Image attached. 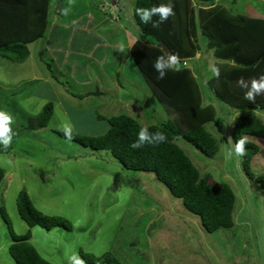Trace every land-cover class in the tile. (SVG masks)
I'll return each mask as SVG.
<instances>
[{
  "label": "rangeland",
  "instance_id": "obj_1",
  "mask_svg": "<svg viewBox=\"0 0 264 264\" xmlns=\"http://www.w3.org/2000/svg\"><path fill=\"white\" fill-rule=\"evenodd\" d=\"M128 1L130 3L126 0H109L105 12L114 11L113 3L120 4L119 14L124 19L121 20L122 24L129 23L132 30L135 0ZM230 2L216 0L215 4L225 7L233 15L245 16H249L250 11L264 8V0ZM71 5V12L67 16L60 15L64 17V27L75 19H71V13L85 12L87 7L84 0H73ZM61 6L59 3L57 7ZM65 6L57 12H63ZM84 15L79 17V23H83ZM107 19L111 20L109 17ZM58 31H64L59 34V38L63 36V44L67 32L64 29ZM73 35L72 43L66 44L67 51L88 52L89 59L85 53H70L69 56L64 55L67 56L64 60L67 64L90 65L89 75L94 79L98 75L101 79V72H96L95 68L101 49L92 47L93 37H84L79 31ZM134 38L136 41V34ZM197 38L200 51L187 64L200 86L203 105L215 108L217 116L225 121L226 134H218L212 123L205 126L219 147L218 153L210 158L184 139L178 140L177 145L201 176L208 175L214 183L227 184L231 188L235 195V226L229 230L207 233L200 219L187 211L181 200L174 198L153 173L127 171L108 152L91 151L54 133L71 127V132L77 134L101 136L109 127L105 120L119 115L134 119L142 127L178 120L177 115L167 111L154 98L130 54L119 55L121 49L113 45L109 60H105L104 70L114 75L118 73L120 80H127L122 87H101L100 91L106 94L105 99L102 98L104 96H88L81 100L70 95L68 97L66 92L65 96L70 99L64 97L62 100L65 104L54 105L45 129L24 134L7 154H0V169L4 172L0 183V213L1 210L5 211L17 236L22 235L26 228L16 210V198L21 190L27 192L39 212L62 217L72 225V231L54 228L44 232L45 238L39 249L48 251L52 264H76L77 260L83 261L81 253H91L95 257L109 253L122 264H264V190L247 177L242 169V157L233 155L231 159L225 158L235 144L230 128L239 114L215 100L207 90L205 82L212 75L215 60L207 54L206 42L199 29ZM58 40L55 38V41ZM79 40L82 42L80 48H74ZM124 40L121 38L120 44L123 45ZM44 42L40 40L33 47L31 58L22 64L0 58V91L9 94L21 114L35 116L48 103L50 88L43 83V77L52 83L56 81L61 88L65 86L66 91L78 95L91 88L80 85L85 79L80 71H71L70 74L63 60L61 62L62 57L57 53L55 57L52 56L53 45L49 53L44 50ZM60 67L63 68L59 70ZM27 75L34 76V79H25ZM72 78L76 81H72ZM96 87L93 86V89ZM0 107L5 106L0 103ZM3 108L1 110L6 113ZM13 113L11 110L8 115L12 117L11 125L14 126ZM97 114L104 116L105 120L98 121ZM251 114L264 122V110ZM245 138L259 148L252 159L251 172L255 176L264 175V139ZM0 144L4 145L3 137H0ZM0 229V245L5 239L11 242L1 214Z\"/></svg>",
  "mask_w": 264,
  "mask_h": 264
},
{
  "label": "trees",
  "instance_id": "obj_2",
  "mask_svg": "<svg viewBox=\"0 0 264 264\" xmlns=\"http://www.w3.org/2000/svg\"><path fill=\"white\" fill-rule=\"evenodd\" d=\"M215 1L173 0L174 15L157 28L151 23L142 24L136 9L166 4L168 0L134 2L132 24L136 41L130 49L131 60L154 98L178 117L177 121L168 120L146 128L149 132L163 131L167 142L155 146L146 144L133 150L130 145L137 139L142 126L126 115L105 120V117L97 114V119L105 120L109 126L103 135L97 137L74 132L69 137L65 131L54 132L65 141L91 151L108 152L127 171L153 173L174 198L181 200L187 211L200 219L209 234L235 226V195L227 184H216L210 176H201L177 145L178 140L184 139L210 158L218 153L219 147L205 126L212 123L218 134H226L225 121L217 116L214 107L203 105L202 92L193 72L188 66L182 65L195 58L200 51L198 29L206 42L207 54L215 60L211 77L203 82L215 100L239 114L230 128L234 143L242 137L264 139V122L251 114L264 110V91L256 95L255 102L244 99V94L251 89L252 80L264 76V20L233 15L225 7L217 6ZM236 1L231 0L230 3ZM48 6L49 0H0L1 59L14 64H22L27 60V45L45 36ZM158 19V16H153L154 21ZM162 46L177 55L179 62L160 80L157 79L158 73L153 64L158 56L166 54ZM46 67L49 69V66ZM216 69L219 70L218 77L215 75ZM51 77L54 78V75L51 74ZM74 97L83 99L85 96ZM0 103L6 107H0V111L3 108L6 114L11 110L15 112L12 114L15 127L10 124V132L7 133L11 141L7 146L0 144V154H7L24 134L45 129L53 114L51 102L45 104L35 116L21 114L9 94L1 91ZM258 152V146L247 141L242 169L249 179L264 190V175L255 176L251 172L252 159ZM3 177L4 173L0 169V183ZM16 210L29 229L39 227L49 232L54 228H63L72 231L68 220L39 212L25 191L17 195ZM1 216L12 241L8 251L15 264H50L29 243L30 231L17 236L4 210H1ZM81 258L85 264H122L109 253L100 257L81 253Z\"/></svg>",
  "mask_w": 264,
  "mask_h": 264
},
{
  "label": "crops",
  "instance_id": "obj_3",
  "mask_svg": "<svg viewBox=\"0 0 264 264\" xmlns=\"http://www.w3.org/2000/svg\"><path fill=\"white\" fill-rule=\"evenodd\" d=\"M108 1H106V0H84V5L89 7V8L86 7L85 12L84 11H82V12L78 11L80 13H75V14L71 13V15H72L71 19L72 18H75V19L69 23V26L64 27V25H63L64 21L62 19L64 17H61V16H63L62 15L63 12H57V11L62 6L63 7L65 6V2H66L65 8L69 7L70 0L69 1L49 0V6H48V11H47L48 12V16H47L48 27H47L45 36L43 38L27 45V49H28L29 56H30L28 58H31L32 52L35 48V45L40 40H45V42L42 44V47H44V50H47V52L49 53L50 46L53 45L54 46V48H53L54 53H52V56L55 57L56 53L59 54L60 58L62 57L61 62L63 60V62L66 64V66H67L66 68L68 69L70 74H72L71 71H80L81 75L85 77V79H83L80 82V85H82V87H91L88 90L85 89L83 94L78 95V94H75L74 92L66 91L67 87H65V86H62L63 88H61L60 84L57 83L56 81H53L54 83H52V81L49 82L46 77H43L42 78L44 80L43 83H45V85L50 88V91H48L49 96H48L47 100H49L48 103L51 102L53 104V107H54V105L57 106V105L65 104V101L62 100V98H64V97L67 98L65 96L66 92L68 94V97L70 95L73 98H75L74 96H77V95L80 96L81 95V96H85L84 98H86L88 96H96V97L104 96L102 98L105 99L106 94H104L103 92L100 91L101 87L102 88L109 87L108 89H114L113 85L122 87V85L127 81V80H120L118 73H115V75H114V74H111L109 72H106L104 70L105 60L106 59L109 60L108 55H109L113 45H116L117 49L123 48V51H121L120 53L118 52L119 55L125 56L127 54H130L129 53L130 49L133 46V44L135 43L134 35L136 34V32L134 31V28H132V30H130L131 26L129 23L123 22L124 24H122L121 20H124V19L120 15L121 14L120 13V11H121L120 4L117 5V3H113L114 11L108 10V12H105V10L107 8ZM126 1H127V3H130L128 0H126ZM59 3H61V5H62L61 7H57ZM71 7H72V5H71ZM76 8H77V6H76ZM132 11H133V8H132ZM255 11L257 13L254 11H250L249 17L264 20V18H262V17H264V8H263V12L259 11V9L255 10ZM70 12H71V10H70ZM117 13H118V15H117ZM56 14H59V16L60 15L61 16L57 17ZM82 15H84L83 16V23H79V20L82 17ZM113 15L118 16V18L115 19ZM108 17L111 20H108L107 19ZM132 18H133V14H132ZM59 29H61V30L64 29V30H66L65 32H67L66 37H65L66 39H65L63 44L61 43V41H63L62 40L63 36L61 38H59V34H63L60 32H64V31H58ZM77 31L81 32L84 37H88V38L93 37L92 47L96 50H97V48L101 49V52H102L101 56L96 59V65H95V68L97 70L96 72H98V73L101 72L100 73L101 79H99L98 75L95 79L89 75L90 65H88V64L79 65V63L67 64L68 62H66V60H64V58L69 56L68 54H70V53H73V54L79 53L80 55L85 53L86 57L89 59V54H87L88 52L80 53V50L67 51L68 49L66 47V44L72 43L70 40L74 36L73 33L77 32ZM55 38H57L59 40L55 41ZM94 38H96L97 41ZM102 38H103V42H101ZM121 38L125 39L124 43L122 42L123 45L120 44ZM114 41H116V44H113ZM75 44L76 45H74V48L78 49V48H80L82 42L79 40ZM126 52H128V53H126ZM64 55H67V56L65 57ZM28 58H27V60H28ZM62 68L63 67H60L59 70ZM29 76L30 75L25 76V79H26V77L28 79H34V76H30V77ZM42 79H38V80H42ZM94 80H95V82H94ZM35 81H36V79H35ZM72 81L75 82L76 79L72 78ZM40 85H42V84H40ZM93 86H98V87L93 89ZM73 87L76 88V86H74V85H73ZM113 98H115V97H113ZM67 99H70V98H67ZM83 99H81V100H83ZM110 117H112V116H110ZM96 118H97V115H96ZM102 153H105V152L102 151ZM92 155L94 157L95 154L93 153ZM103 155H105V154H103ZM21 191H24V190H21ZM2 221L4 222L3 218H2ZM0 231H1V229H0ZM28 231H30V233H31V238L29 239V243L31 244V246L38 252V254L40 255V257L42 259L51 263L50 259H52V258L50 257V254L48 253V251L45 250V248H43L42 250L39 249V248H41V247H39L40 243L43 242V238H45V235H44L45 231H42V229H40L39 227H34L32 229H29L28 226L26 225V228L24 227V229H23L22 235H19V236L25 235ZM5 240L6 241L0 245V264H15L13 259L10 257L9 251H8L9 245L12 244L11 243L12 241L10 242L9 239H5ZM39 251L40 252L42 251V253H40Z\"/></svg>",
  "mask_w": 264,
  "mask_h": 264
},
{
  "label": "clouds",
  "instance_id": "obj_4",
  "mask_svg": "<svg viewBox=\"0 0 264 264\" xmlns=\"http://www.w3.org/2000/svg\"><path fill=\"white\" fill-rule=\"evenodd\" d=\"M70 0L69 7L63 9V15L67 16L71 10ZM136 15L142 24L151 23L154 28L159 27L168 20V18L174 15V2L168 0L166 4L154 5L151 8L138 7L136 9ZM153 16H158L159 19L154 21ZM123 51V48H121ZM178 56L173 53H166L165 55L158 56L153 64L154 70L158 73L157 79L163 80L167 75V72L174 68L178 64ZM188 61H185L186 66ZM215 75L219 76V70H215ZM264 91V76H261L259 80L253 79L251 83V89L244 94V99L255 102L256 95ZM12 122V117L3 111H0V137H3V144L7 146L11 141V136L7 135L10 132L8 127ZM65 135L71 137V127L65 128ZM167 142V136L163 131L149 132L146 127H142L138 134L137 139L130 145L133 150L140 149L146 144L159 145ZM246 138H240L237 140L232 149H230L226 155V159H231L233 155L242 157L245 154ZM76 264H83V261L77 260Z\"/></svg>",
  "mask_w": 264,
  "mask_h": 264
},
{
  "label": "water",
  "instance_id": "obj_5",
  "mask_svg": "<svg viewBox=\"0 0 264 264\" xmlns=\"http://www.w3.org/2000/svg\"><path fill=\"white\" fill-rule=\"evenodd\" d=\"M162 47H163V49H164V51H165L166 53L169 52L165 46H162ZM169 53H170V52H169Z\"/></svg>",
  "mask_w": 264,
  "mask_h": 264
},
{
  "label": "built area",
  "instance_id": "obj_6",
  "mask_svg": "<svg viewBox=\"0 0 264 264\" xmlns=\"http://www.w3.org/2000/svg\"><path fill=\"white\" fill-rule=\"evenodd\" d=\"M182 65H183V66H186V63L184 62Z\"/></svg>",
  "mask_w": 264,
  "mask_h": 264
}]
</instances>
